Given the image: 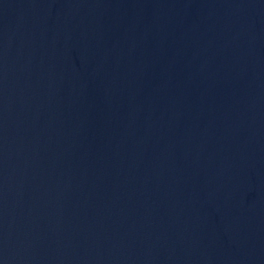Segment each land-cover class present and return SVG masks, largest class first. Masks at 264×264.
<instances>
[{
	"label": "water",
	"instance_id": "95a60500",
	"mask_svg": "<svg viewBox=\"0 0 264 264\" xmlns=\"http://www.w3.org/2000/svg\"><path fill=\"white\" fill-rule=\"evenodd\" d=\"M0 264H264V0H0Z\"/></svg>",
	"mask_w": 264,
	"mask_h": 264
}]
</instances>
